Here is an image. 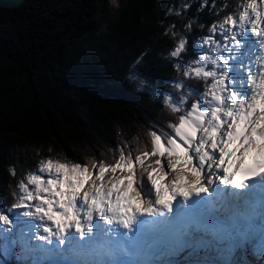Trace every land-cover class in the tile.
<instances>
[{"label": "trees", "instance_id": "1", "mask_svg": "<svg viewBox=\"0 0 264 264\" xmlns=\"http://www.w3.org/2000/svg\"><path fill=\"white\" fill-rule=\"evenodd\" d=\"M244 3L27 0L0 6V214L12 212L19 182L28 183L42 160L89 163L94 171L91 162L113 164L121 149L133 156L151 151L153 130L172 134L169 123L201 100L192 89L202 92L205 81L185 77L170 51L186 38L179 61L197 59L201 37L227 15H238ZM181 80L184 87L177 88ZM182 96L187 102L174 113L168 98L179 103Z\"/></svg>", "mask_w": 264, "mask_h": 264}, {"label": "snow or ice", "instance_id": "2", "mask_svg": "<svg viewBox=\"0 0 264 264\" xmlns=\"http://www.w3.org/2000/svg\"><path fill=\"white\" fill-rule=\"evenodd\" d=\"M209 32L199 41L197 59L179 61L187 51L186 38L169 53L185 77L205 81L202 92L192 89L201 100L169 123L173 134L153 130L151 151L133 156L121 149L113 164L91 162V169H98L95 177L89 163L40 161L38 173L18 184L21 195L12 208L27 210L15 218L37 217L45 233L39 238H55L57 246L67 244L71 251L93 244L94 230L114 232L108 225L122 227L126 231L119 235L128 236L167 224L191 237V223L208 219L215 202L244 199L257 191L264 198V0H245L238 15H227ZM176 87L183 88L184 81ZM167 102L174 113L181 112L187 96L179 103L170 97ZM150 156L158 158L146 165ZM109 170L114 175L105 182ZM237 176L244 179L236 183ZM0 223L10 231L13 219L0 214Z\"/></svg>", "mask_w": 264, "mask_h": 264}, {"label": "rangeland", "instance_id": "3", "mask_svg": "<svg viewBox=\"0 0 264 264\" xmlns=\"http://www.w3.org/2000/svg\"><path fill=\"white\" fill-rule=\"evenodd\" d=\"M112 4L117 5L119 0H110ZM209 51V54H212V52L208 49H205ZM211 68V67H210ZM173 134V133H172ZM198 138L200 136V133L197 134ZM130 142L128 141L127 147H130ZM191 153L193 152V149L191 148ZM158 157H148L145 160V164H151L152 161L157 159ZM69 158H67V161ZM65 162V161H64ZM166 163V157L164 158V161ZM68 163V162H65ZM193 163H196V161L193 160ZM167 169V168H166ZM38 173V172H37ZM94 177L96 174H98V169H95L93 171ZM113 173L109 170L105 174V182L108 181L109 178L113 177ZM116 176L120 175L119 170L115 174ZM100 181H97V184H99ZM88 187V184L85 185V188ZM27 209L25 208H19V209H12V212L9 214L10 219H13V224L11 225V230L10 231H5V227L2 223H0V258L2 259L3 263L4 261H9L10 263H15L17 260H25V264H41V260L37 255L34 257L32 254H29V246L34 244L35 241H40L41 239L39 237H42L44 235V231L42 229L40 230L39 227H37L41 222L40 219L37 217H25V216H20L19 220H17L15 217L17 213H21L23 211H26ZM35 221H37V224H35ZM41 225V224H40ZM21 241L19 242V240ZM31 241L30 243H27V240ZM18 242V243H17ZM35 245V244H34ZM20 248L21 252L20 254L17 253L15 254L14 249L15 248ZM17 250V249H16ZM37 250V249H36ZM24 253V254H22ZM0 259V264H3ZM262 259L257 256V262H261ZM264 264L263 262H261ZM228 264H233L231 261ZM256 264V263H255Z\"/></svg>", "mask_w": 264, "mask_h": 264}, {"label": "bare ground", "instance_id": "4", "mask_svg": "<svg viewBox=\"0 0 264 264\" xmlns=\"http://www.w3.org/2000/svg\"><path fill=\"white\" fill-rule=\"evenodd\" d=\"M200 224H201V222H200ZM194 226H196V225H194ZM205 231V230H204ZM210 231V230H209ZM97 233H98V236H99V233L100 232H98V231H96ZM93 236L94 237H96L97 236V234L94 232L93 233ZM98 236H97V238H98ZM96 239V238H95ZM53 242H55L56 243V245H57V241H56V239L55 238H53ZM199 246H201V245H199ZM255 251V250H254ZM216 253H217V255H219L218 254V252L216 251ZM246 253H250L249 251H247ZM215 255V253H213V254H211L210 252H206V254H205V256H210L209 258V260H210V264H224V263H222L220 260L219 261H215L214 259V257H217V256H214ZM174 256V255H173ZM257 254H255L254 256H253V253L252 254H250L249 256H246L245 258H242V261L240 262L239 261V259L237 260V257H235V256H233L231 259H230V261H229V263L232 261L233 262V264H254V262H253V258H255V262L257 261ZM218 258V257H217ZM220 258V257H219ZM221 259V258H220ZM261 262H263L264 263V258H263V260L261 261ZM170 264H193V262L191 261V259L190 258H187V257H180L179 259H174V258H170ZM203 264H207L206 262H204ZM225 264H227V263H225ZM262 264V263H261Z\"/></svg>", "mask_w": 264, "mask_h": 264}, {"label": "water", "instance_id": "5", "mask_svg": "<svg viewBox=\"0 0 264 264\" xmlns=\"http://www.w3.org/2000/svg\"><path fill=\"white\" fill-rule=\"evenodd\" d=\"M27 0H0L1 7H18Z\"/></svg>", "mask_w": 264, "mask_h": 264}]
</instances>
